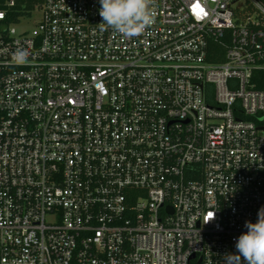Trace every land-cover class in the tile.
Returning a JSON list of instances; mask_svg holds the SVG:
<instances>
[{"label":"built area","instance_id":"2783aa9c","mask_svg":"<svg viewBox=\"0 0 264 264\" xmlns=\"http://www.w3.org/2000/svg\"><path fill=\"white\" fill-rule=\"evenodd\" d=\"M99 8L0 0V264H224L264 206V1L156 0L132 39Z\"/></svg>","mask_w":264,"mask_h":264},{"label":"clouds","instance_id":"9594fccd","mask_svg":"<svg viewBox=\"0 0 264 264\" xmlns=\"http://www.w3.org/2000/svg\"><path fill=\"white\" fill-rule=\"evenodd\" d=\"M155 3L156 0H99L100 29H111L128 39L140 37L155 23ZM31 55L30 49L17 47L11 59L16 65H26ZM257 215V222H245L247 231L237 238L236 252L223 256L224 264H264V206ZM214 218L215 213L206 223Z\"/></svg>","mask_w":264,"mask_h":264},{"label":"trees","instance_id":"16d2710c","mask_svg":"<svg viewBox=\"0 0 264 264\" xmlns=\"http://www.w3.org/2000/svg\"><path fill=\"white\" fill-rule=\"evenodd\" d=\"M261 1H264V0H261ZM212 50L215 52L216 55L211 57L210 61L214 63L223 62L224 61V50L217 44L213 45ZM254 83L256 84L259 90L264 91V71H258L255 73ZM262 125L264 126V121Z\"/></svg>","mask_w":264,"mask_h":264},{"label":"rangeland","instance_id":"374dc122","mask_svg":"<svg viewBox=\"0 0 264 264\" xmlns=\"http://www.w3.org/2000/svg\"><path fill=\"white\" fill-rule=\"evenodd\" d=\"M39 20H40V15L38 14V15H36L32 20H30V21H26V22L24 23L23 27L20 26V27H19V30H23V29H25V28H29V29H31V28H33V27L36 25V23H37Z\"/></svg>","mask_w":264,"mask_h":264}]
</instances>
